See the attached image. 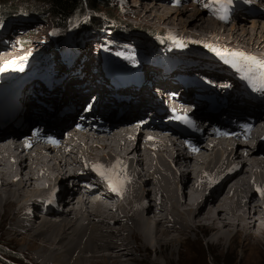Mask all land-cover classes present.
<instances>
[{
    "label": "bare ground",
    "instance_id": "6f19581e",
    "mask_svg": "<svg viewBox=\"0 0 264 264\" xmlns=\"http://www.w3.org/2000/svg\"><path fill=\"white\" fill-rule=\"evenodd\" d=\"M156 1L162 2L161 5H163V3L167 4L166 0ZM260 1L262 0H253L247 3V10L250 13V15H247L248 17L251 16L250 18L252 19L259 16L264 17V7L261 6ZM243 4H246V2L237 5L235 8H229V10L221 16L214 15L213 17L216 19L211 21L213 23L220 22L224 25L230 24L239 14H242ZM152 5L156 6L155 3ZM188 7L186 9L191 8L190 10L201 8ZM168 9L171 12L172 10L175 12L181 11L180 9ZM186 9L184 10L187 11ZM204 10L205 12H200L199 14H193L191 16L192 19L189 21V24L185 25L186 29L190 30L191 26H197V24L202 21L201 14H206V9ZM194 13L197 12L195 11ZM207 13L209 14L210 12L208 11ZM169 17L170 16H168V18ZM196 19H199L200 22H196ZM253 21L258 22L257 19ZM233 24L234 26H232ZM233 24H231L229 29L231 34L238 30L236 29L238 28V25L236 26L237 23ZM8 28L5 32L0 33V40L3 41L0 43V70L4 63L14 58L21 57V55L16 57L19 49L13 44V41L17 38H15L16 35L12 32V26L9 30ZM213 28L212 30H214ZM260 28V33L263 34L260 38L264 43V27ZM255 30L254 28V31L248 32L244 28H241L240 34H234H238L236 38L245 41L244 39L246 37H239L241 36V32H244L245 36L252 34V36L256 37ZM7 35H9L8 38ZM262 44H259L260 46L258 45V47L263 49L264 45ZM158 45H160V43ZM244 45L248 46L249 41L248 43L245 41ZM87 46H90V44L86 43L83 47V52H86V54L88 53L87 48H85ZM255 55H257V53ZM26 56H23L22 59ZM3 57H6V59L2 61ZM86 58L87 55L83 62L84 69L87 68L88 65ZM27 72L25 75H18L15 78L17 81H13L9 84L10 86L8 87L7 93L11 92V95L3 103L4 105L11 104L12 106L10 105L11 110L9 117L5 115L0 117V124H2L0 125V188L3 190L0 191V197L2 195H7L6 199L9 200L14 197L25 199L17 203L22 215V220L19 218L21 222L16 225L14 229H25V231L30 233L29 235L40 237L45 241H50L52 245L54 244V246H49L48 248L38 247L37 252H47L46 255H44L46 259L43 257V263L89 264L94 256V252H97V250L103 247H107V249H124L125 244L120 243L121 245H116V242L121 240L119 233L121 231L126 232L125 236L128 237L126 241L131 243L130 241H132L135 236L134 227L138 230L139 236H146L145 240L148 238V240H146L148 243L151 227L152 232L155 234V243L158 245L161 239L156 233L163 234L166 232V229H161L159 227L160 218L156 217L161 212L165 213L166 219L168 217L170 218L167 224L161 223V225L175 226L179 223L182 224L183 221V228H192L194 225L206 227L210 231L209 238L212 242H219L223 239L231 241L234 237L233 231H240L255 239H259L264 235V222H262L264 220V144L262 145L261 137L264 133V114L258 116L253 121H248V125L250 127L253 126L251 129V136L248 139L229 137L227 139L218 138L217 140L215 135L208 133L205 143L199 145L198 148L199 150L205 149L211 151L215 157L218 155L216 160L217 167H212V159H210L212 155H205L203 151H199L192 156V158L183 157L181 155L183 154L182 150H178L174 145L178 142L177 138L170 137V134L167 132L171 123L160 121V124L155 127L152 124H139L138 121L140 119H137L147 115L152 109L151 112H154V108L157 106L166 111L171 108L190 110L194 104L204 102L203 99H197L196 96L199 93L205 94V99L216 96L226 98L227 101L230 100L231 106L235 109L234 113L238 114V112H240L239 118H241V114L252 118L256 117L246 112L241 113V111L246 109L245 105L238 107L235 105L236 100L233 99V97L229 98L230 93L227 95V90H225V87L221 84V82L227 80V74L220 71L213 72L210 69H196L192 73H188L191 79L189 85L184 89L176 83H171L166 79L158 80L162 82L161 89L159 84L156 85L154 83L155 78H153L150 87H148L149 85H143L136 93H133L132 100L125 103L126 106L134 105L139 108L136 107L128 111L130 113L128 120L131 123L130 134L128 135L125 145L128 162L123 166H116L112 164L102 152L105 143L92 140L90 136H87L84 141L86 144L84 148L81 146L82 141L76 139L72 132L66 135H64V133L61 134V128L69 123V121L65 122V117L56 121L50 116L54 114V109L57 105L56 98L55 102L54 99L51 101L53 96H55V92H57L58 95V91L61 88L63 94V90H67V86H70V82H72L73 79L71 78L68 80V75L63 80V83L52 82L49 86H44L36 75ZM84 75L83 81L91 82L92 86L87 84L82 90L83 92L81 91L82 93L77 91L76 88L68 87V89H70L69 92L71 91V94H73L72 97H69L73 103L71 105L72 112L74 113L78 107L80 108L78 111L82 118L79 123L85 120V114H83L84 112L82 113V105L84 106L82 102L89 103L92 100L94 101L93 103H95L98 99L100 101V98L105 99V95L103 94L104 88L97 84L100 83L102 79L96 74H89L86 72ZM155 75L156 74L153 73L151 77H156ZM151 77L149 79H151ZM76 81L78 82L79 79H76ZM95 84L99 85V87L96 86V89L93 87ZM156 87H159V92L155 90ZM163 87H165L166 90ZM150 89H152V93H155V95L152 93L148 94ZM234 89H237V87H233V90ZM90 90L95 91L93 95L84 96ZM169 91L174 93L173 98H170V94H168ZM146 92L147 94H145ZM32 93H35L36 96ZM75 93H79L84 97L80 98ZM212 93H214V95H212ZM29 94H32V96ZM262 95L263 94H261V96ZM0 98L3 99V95H0ZM235 98H238V95ZM30 100L32 101L29 105L31 110L40 111V116L38 113L35 114L36 116L30 114L31 119H28L29 112L26 109L28 108ZM108 100L112 99L109 97ZM134 101L135 103L132 104ZM46 102H53L49 109L42 104L45 103L46 106ZM20 103L21 110L19 116L21 117H18L16 111L15 114H13V107L20 105ZM151 103L153 107H147L148 104L150 105ZM4 105L0 106V114L5 110ZM101 107L102 109L104 108V113L109 111L107 103H104ZM142 107L145 108L144 111H141ZM149 108L151 109L149 110ZM73 113L71 118L75 115ZM111 116H114V114H111ZM93 117V120L98 122L99 119L103 118V113L101 110H97ZM157 117L163 118L162 115H157ZM227 118H230L229 120L233 122L232 116H228ZM243 119L245 118H241V120ZM33 120H38L39 122L46 123L58 129V135L59 137L62 136L61 138L63 139L62 150L68 156L67 167L63 164L56 165L55 162H51L50 158L44 159L41 156H36L35 162H26L25 155L33 153L32 150L26 149L30 148L32 142H21V140L24 136L31 137L34 134L26 133V135L23 136L21 134L28 129L29 123ZM61 122L62 124H59ZM13 123L15 124L14 126ZM87 128L91 130L95 127L91 122H88ZM44 134H46V136L44 135V139L47 140L49 131H44ZM82 134L86 135L88 133L83 131ZM135 136L136 138L134 139ZM89 138L90 140H88ZM162 138L170 141L167 151H171V157L175 154L171 159L165 158V156L167 157V155H165V153H167L165 148L160 149L159 146L154 144L155 141H162ZM232 141L236 142L235 147L232 146ZM224 143H226L225 147L222 146ZM54 148L55 146L52 145L51 150L53 151ZM155 151L159 152L154 153ZM232 158H234L235 163L230 165L229 161ZM160 160H164L162 161L163 164L167 161V170H164L165 167L162 166ZM92 162H101L106 169L100 174H96L93 170ZM178 163H181L184 168L180 167L181 172L176 168ZM132 167H134V171H132ZM170 168L173 169V171H171ZM52 172L56 174L59 180H70L72 184L75 185V188L72 187L71 189V199L64 200L68 207L60 215L57 220L58 222L55 223L56 225L48 223L52 221L46 219V217L56 215L53 211L46 213L45 219L39 220L40 227L32 225L27 218H34L33 213L36 212L35 218L38 220L39 216L37 210L42 208V204L36 201V198H46L47 194L55 187V179L52 177ZM6 176H9L11 180L6 181ZM82 183L99 185L98 189H92L90 192H97L99 189H102L105 193H109V196L113 199L116 211L118 212V217L103 216L102 213H105L107 209L104 203L99 199H95L89 206L90 210L87 211L86 198L89 192L82 189ZM13 185H18V188L13 190L11 188ZM189 186H191V193L187 194L186 190ZM63 189H66V187H63ZM12 192L14 194H12ZM33 192L34 194L31 196ZM16 193H19V195ZM207 199L215 200V202L211 201L208 203L209 201ZM0 200V208L2 207L1 204H8L7 200L4 202L3 199ZM74 203L76 204L75 212L72 211L70 206ZM182 206L183 208L180 209L179 207ZM73 213L75 215L72 217L71 215ZM83 213L85 216L89 217L85 221L82 218ZM151 214L154 218H152ZM178 215L181 216L182 221H179ZM256 215L260 216L257 217ZM162 216L164 215L162 214ZM139 219H141V221ZM118 222L121 224L124 223V226L126 224L129 227H126V229L120 228L121 230L114 235L112 240H105V238H109L107 234L112 232L105 231L110 230L109 227L101 228L100 232H97L99 233V236L96 237L97 239L92 238L96 230V225L104 224L109 226L112 223ZM152 236L153 235H151V237ZM176 241H179V239H176ZM149 244L151 245V243ZM132 250V248L127 251L124 250L121 252V255L127 257L133 253ZM89 252L91 253V258L86 254ZM106 256L102 255L105 264L108 258Z\"/></svg>",
    "mask_w": 264,
    "mask_h": 264
},
{
    "label": "rangeland",
    "instance_id": "374dc122",
    "mask_svg": "<svg viewBox=\"0 0 264 264\" xmlns=\"http://www.w3.org/2000/svg\"><path fill=\"white\" fill-rule=\"evenodd\" d=\"M0 1H3V2L6 1V3L10 2L13 4H19V5H22V2H24V4H27L28 2H34V0H0ZM166 1H167V4L163 3V5H161L162 2L160 1L158 2L156 0L155 1L154 0H112L111 6H113L112 10L116 8L114 9V12L117 13L118 19L122 21L132 22L134 26H137L140 30H142L141 34L145 33V34L150 35L151 33L150 39H154L159 36H162L166 38L167 40L172 39L169 41L175 42V44H177L176 47L180 45V43H187L191 41L197 42V40L202 43L209 42L211 44V48H210L211 51H215V49L219 48L221 54L226 55V56H219L220 53H215L212 55H207L206 57L203 56L200 59L202 60L201 62H203V64L198 65V66L201 65L203 69H210L213 72L220 71L223 73H229L231 75L239 68V63H238L239 57L242 59L244 58V60H247L248 57L253 56L256 53L257 55H259L258 57L259 59H261L260 61L264 63V48L262 49L258 47L259 44L263 43L262 39L260 38V36L263 35L262 33H260V29H261L260 27H264V20H262L264 19V17L259 16V17L254 18L258 20V22H255L253 21L254 19L250 18V16L248 17L245 12H242V14H239L236 17V19L235 20L233 19V21L230 24L224 25L223 23H220V22H215V23L212 22L216 19L213 17L214 15L221 16L225 14V12L229 10V8L231 7L235 8L237 5H240L241 3H245V2H246L245 5H247V3L252 2L253 0H166ZM153 3H155L156 6L152 5ZM260 4L261 6L264 7V0L260 1ZM188 6L189 7L192 6L193 8L201 7V8L206 9V14L204 13L201 14L202 21L200 22L199 19H196V22L198 23L200 22V23L197 24V26L195 25L191 26L192 28L190 27V30L186 29L185 25L189 24V21L192 19L191 16L193 14H199L200 12H205V10L201 8L190 10L191 8H189ZM187 7L189 9H186ZM168 8L180 9L181 11H177L180 13H177L174 10H172L171 12L169 11ZM242 8L244 11L245 9H247V6L242 5ZM184 9H186L187 11H185ZM195 11L197 13H194ZM208 11L210 12L209 14L207 13ZM101 13H103V10L101 11ZM168 16L170 17L168 18ZM233 23H237L236 26L238 25V28H236L238 30L234 33L240 34L241 28H244L248 32L254 31V28L256 29L255 30L256 37L252 36V34L251 35L248 34L245 36L244 32H241V36H239L241 38L246 37L244 40L247 41V43L249 41L248 46L244 45L245 41L243 40L241 41L239 38H236L238 34H234V33L231 34L229 29L231 27V24ZM8 25H9V28L12 26V32L14 35H16L15 38L18 39V36L26 35L25 36L26 39L22 40L21 42L25 43L27 47L23 49H19L16 57L19 55H22V53L24 54L34 53L35 54L36 51H39V52L41 51V54H40L39 60H37V62H35L33 66H31L29 69L25 71H20L19 74L18 72L17 73L15 72L21 69L19 65H15L16 63H14L13 66L11 67L12 70H10L8 73L7 72L5 73L3 81H6L9 85L13 81H17V79H13L14 73L15 75L17 74L25 75L27 71H28L27 73L31 72L33 75H36L40 82H41V78L39 77L41 75H46L47 73H49V74L58 76L59 73L56 72L57 69L54 66L53 52L55 51L56 46H59V45L56 43H55L56 45H54L55 41L53 40V37L51 36V31H53L51 22L49 20L47 21L43 20L40 23L38 22L20 23L16 19H13L12 21H8L7 23H5L4 26L0 27V33L5 32L8 28ZM232 26H234V24ZM212 28L214 30H212ZM140 30L137 32V34L135 33L132 36L130 35L131 37H129V39L140 41L141 37L138 34ZM8 37L9 35H7V38ZM106 37H107L106 41H109L110 36L107 35ZM16 40L13 41L14 45L16 44ZM17 41L19 42V40ZM90 43H91L90 46L85 47L87 48L88 53H95L96 58H98L102 52L103 54H105L106 50L104 48H102V51L100 52V47H101L100 41L98 42V44H95L97 42L94 43L95 48H93L94 44L92 42ZM128 45L129 46L125 48V52L123 51L121 52L122 56L118 58V61L121 64H124L123 61L131 64L135 62L136 57H142V53L138 50V48H135L134 46H132L131 42H129ZM262 45H264V43ZM107 48L110 51H114L115 47L112 44H108ZM224 48H227V51H224ZM234 52H238L239 54H235ZM174 53H176V51ZM10 54H13V53H10ZM168 54H171V53H168ZM254 58L258 60L257 57L254 56ZM4 59H6V57H3L2 61ZM29 60H30L29 55L23 58V61L25 63L28 62ZM245 64L250 68V65L247 62H245ZM35 70H38V71L35 72L34 74L33 71ZM84 77L85 75L83 76L82 80L84 79ZM92 79L94 80L93 77ZM154 83L156 85L159 84V86H161V89H162L161 81L155 80ZM87 84L88 85L90 84L92 86L91 82H87L86 84L84 83L76 84L75 83V84H70V86H67V90H63V94L61 92V88L58 91V95H57V92H55L54 94L55 96H53L51 101L54 99V102H55V98H56L57 105L54 109V114H51L50 116H52L54 120L56 121L63 117H65L64 118L65 122L69 121L73 113L72 108H71V105L73 103L71 102L69 97L70 96L72 97L73 94H71L72 93L71 91L69 92L70 89H68V87L76 88L77 91L82 93L83 92L82 90L87 86ZM97 84L104 87V84H101V83H97ZM99 85L95 84V86L93 87L96 89V86L99 87ZM155 90L158 92L160 91L159 87H156ZM94 92L95 91L90 90L84 96L93 95ZM151 93H152V89L148 91V94H151ZM32 94L36 96L35 93H32ZM32 94H29V95L32 96ZM75 94H77V96H79L80 98L84 97V96H81L79 93H75ZM145 94H147V92ZM31 102L32 101L30 100L29 104L27 103L28 108L26 110H28L29 112L28 119H30L29 117L30 114L35 115L38 113L40 116V111L31 110L29 106ZM46 103H47L46 106H45V103H42V104L44 107L49 109L50 105H52L53 102H46ZM85 103L82 102V104H85ZM18 106L13 107V114H15V111H16V113H18V117H21L19 116V112L21 110V107H20L21 103ZM82 107L84 106L82 105ZM136 107L138 108V106ZM147 107H153V104L152 103L150 105L148 104ZM79 109L80 108L78 107V109H76L73 114H76ZM150 109L151 108H149V110ZM10 110L11 109H9V111ZM144 110L145 108L142 107L141 111H144ZM152 110H150L149 112H151ZM63 112L65 113L61 115V113ZM101 112L104 113V108L102 109ZM137 119H141V118L139 117ZM59 124H62V122ZM14 125L15 124L13 123V126ZM1 129H2V126H1ZM263 134L261 137H264ZM225 144L226 143L222 144V146L225 147ZM204 153L205 155L209 154L208 156L212 155V153L210 151L208 152L207 150L206 152L204 151ZM165 155L167 154L165 153ZM217 156L218 155H216V157ZM167 157H169V155H167ZM162 161L164 160H160V163L162 164V166L165 167L164 170H167V167H166L168 166L166 165L168 164L167 161L165 160L166 163L164 162V164ZM132 171L134 170L132 169ZM10 180L11 178H9V176H6V181H10ZM13 187L11 186L13 190L17 189L18 185H13ZM1 190L2 189L0 188V191ZM21 190L19 191L22 192ZM19 193H16V194L19 195ZM12 194L14 193L12 192ZM33 194L34 192L31 194V196H33ZM6 197L7 195H4V196L2 195L0 197V199H3V202L6 200L8 201L7 205L1 204L2 207L0 208V264H42L44 262L43 257L44 259H46L44 255H46L47 252L46 253L41 252L43 254L42 255L41 253L37 252L38 247L40 246V247L48 248L49 246L51 247L54 246V244L52 245L50 241H45L44 239L40 237H33V235H29L30 233L25 231V229H21V230L16 229V228L14 229V227H16V225H18L21 222L20 220H22V215H21V212L19 211V206L17 205V203L21 202L22 199H23L22 201H24L25 199L24 198L20 199L21 197L20 198L17 197L18 198L17 199L14 197L13 199L9 200V199H6ZM208 201H209L208 203H210L211 201L215 202V200H208ZM179 208L182 209L183 206ZM35 213L36 212L33 213L34 218H27V219L32 225L40 227L39 221L35 218L36 217ZM162 214L164 216H162ZM74 215L75 214L73 213L71 216L73 217ZM108 215L110 217H116V218L118 217V213L115 211H110ZM256 216L258 217L260 215H256ZM156 217L160 218L159 227L161 229L162 228L166 229L165 230L166 232L163 234L156 233V235L159 236V238L161 239L158 245L155 243V239H154L155 234L154 232H152L151 227H150L151 232L149 236V243H151V245L146 241L148 240V238L145 240L146 236L144 235L143 237L139 236L138 230H136V227H134L135 228L134 235L136 237L135 236L133 237V240L130 241L131 243H129V241H126V238H128L125 236L126 232L121 231L119 233L121 240H118L116 242V245L119 246L121 244H125L124 245L125 247L123 246L124 249L122 248L107 249V247L106 248L103 247L97 250V252H94V256L92 257L89 264H105L103 261L102 255L103 256L107 255L106 257H108L106 264H264V235L259 239H255L254 237H250L249 235H246L245 233H242L240 231H237V232L233 231L234 237L231 241L223 239V240H220L219 242H216V241L212 242L209 238L210 231L206 227H200L198 225L196 226L194 225L192 226V228H183V221L181 219V216L179 215H178L179 221H182V224L179 223L175 226L161 225V223L167 224V222L170 221V218L168 217L166 219L165 213L163 212L159 213ZM82 218L85 221L89 217L85 216L83 213ZM152 218L154 217L152 216ZM139 220L141 221V219ZM134 221H138V220H134ZM57 222L58 221H55V222L52 221L48 223H52L56 225L55 223ZM262 222H264V220ZM124 223L122 224L120 222L114 223V224L112 223L109 226L104 225V224L103 225L98 224L96 225L95 227L96 230L94 231L95 232L94 234H97V235L93 234V236L95 237L92 236V238L97 239L96 237L99 236L98 235L99 233L97 232H100V229L103 227H109L110 230H105V231L107 232L112 231V232L110 234H107V236L109 235V238H105V240L110 241L113 239L114 235L119 230H121L122 228L126 229V227H129L126 224L124 226L123 225ZM127 224H130V223H127ZM151 235L153 236L151 237ZM176 239H179V241H176ZM145 241L147 244L145 243ZM2 246H4L8 252H5L4 251L5 249ZM130 248L133 249L132 254H130L127 257H124L121 255L122 251L130 250ZM86 254L88 257L91 258L90 252ZM43 264H49V263L46 262Z\"/></svg>",
    "mask_w": 264,
    "mask_h": 264
},
{
    "label": "trees",
    "instance_id": "16d2710c",
    "mask_svg": "<svg viewBox=\"0 0 264 264\" xmlns=\"http://www.w3.org/2000/svg\"><path fill=\"white\" fill-rule=\"evenodd\" d=\"M111 5L112 0H34L27 4L22 2V5L0 1V23L13 18L20 23L49 20L53 28L51 36L54 43L62 50L103 39L101 32L104 27L108 29L110 43L115 47V55L123 51L129 42L135 46H143L149 57L163 52L166 46L175 45L162 36L150 39L151 33L141 34L142 30L132 22L118 19L117 13L114 12L116 8L112 10ZM139 30L140 41L129 39ZM103 45L107 47V42ZM4 251L8 252L6 249Z\"/></svg>",
    "mask_w": 264,
    "mask_h": 264
}]
</instances>
